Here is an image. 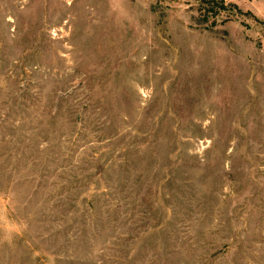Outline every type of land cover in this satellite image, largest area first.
I'll use <instances>...</instances> for the list:
<instances>
[{"label":"rangeland","instance_id":"374dc122","mask_svg":"<svg viewBox=\"0 0 264 264\" xmlns=\"http://www.w3.org/2000/svg\"><path fill=\"white\" fill-rule=\"evenodd\" d=\"M0 264H264V0H0Z\"/></svg>","mask_w":264,"mask_h":264}]
</instances>
